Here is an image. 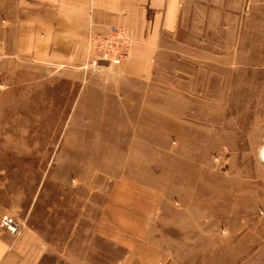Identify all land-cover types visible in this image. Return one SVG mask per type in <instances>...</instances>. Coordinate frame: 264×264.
Segmentation results:
<instances>
[{
  "label": "rangeland",
  "instance_id": "obj_1",
  "mask_svg": "<svg viewBox=\"0 0 264 264\" xmlns=\"http://www.w3.org/2000/svg\"><path fill=\"white\" fill-rule=\"evenodd\" d=\"M239 2L232 13L264 9V0ZM256 18L264 32V14ZM232 25L226 34L191 23L190 63L167 65L171 74L150 85L118 81L104 64L0 57V216L20 223L32 264H119L126 248L109 238L111 212L123 219L145 200L158 204L151 238L183 264H219L192 218H214L217 243L264 232V119H252L257 89L264 116V63L241 105Z\"/></svg>",
  "mask_w": 264,
  "mask_h": 264
},
{
  "label": "crops",
  "instance_id": "obj_2",
  "mask_svg": "<svg viewBox=\"0 0 264 264\" xmlns=\"http://www.w3.org/2000/svg\"><path fill=\"white\" fill-rule=\"evenodd\" d=\"M232 4V0H0V57L57 67H83L95 57L90 49L91 37L106 33L110 25H118L132 39L129 58L114 66L118 81L150 85L153 79L171 74L167 65L176 61L190 63L189 49L194 48L190 36L195 32L189 30L191 23L203 24L206 33L224 28V33L232 34V22L237 18L244 105L253 100L252 81L263 79L259 65L264 63V32L258 30L260 22L256 17L263 15L264 9L243 6L232 13ZM239 4H243L242 0ZM208 81L204 88L209 86ZM258 101L257 89L256 114L252 118L256 127L264 119L258 114ZM261 154L264 157V146ZM144 202L143 211L131 208L123 212V219H114L116 212H111L109 238L126 248L118 263L183 264L175 258L172 248L151 238L153 209L158 204L154 200ZM197 219L192 218L197 238L207 240L205 255L211 263L264 264L263 231H239L217 243L216 233L209 226L214 218ZM31 250L26 235H12L0 225V264H32Z\"/></svg>",
  "mask_w": 264,
  "mask_h": 264
},
{
  "label": "built area",
  "instance_id": "obj_3",
  "mask_svg": "<svg viewBox=\"0 0 264 264\" xmlns=\"http://www.w3.org/2000/svg\"><path fill=\"white\" fill-rule=\"evenodd\" d=\"M132 39L127 35L125 29L118 25H110L104 34H96L91 37L90 49L95 57L89 65L100 66L102 64L114 67L121 65L130 54ZM0 225L3 230L12 235L21 233L20 223L11 215L6 214L1 218Z\"/></svg>",
  "mask_w": 264,
  "mask_h": 264
},
{
  "label": "bare ground",
  "instance_id": "obj_4",
  "mask_svg": "<svg viewBox=\"0 0 264 264\" xmlns=\"http://www.w3.org/2000/svg\"><path fill=\"white\" fill-rule=\"evenodd\" d=\"M130 54L124 59L125 61L129 58ZM124 62V61H123Z\"/></svg>",
  "mask_w": 264,
  "mask_h": 264
}]
</instances>
